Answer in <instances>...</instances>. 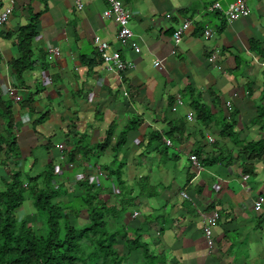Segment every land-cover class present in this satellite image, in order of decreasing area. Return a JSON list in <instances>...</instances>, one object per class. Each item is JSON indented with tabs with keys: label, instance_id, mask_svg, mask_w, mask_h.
<instances>
[{
	"label": "crops",
	"instance_id": "0c3cea01",
	"mask_svg": "<svg viewBox=\"0 0 264 264\" xmlns=\"http://www.w3.org/2000/svg\"><path fill=\"white\" fill-rule=\"evenodd\" d=\"M119 1L131 12L127 44L118 39L115 18L105 16L111 7L105 0H84L82 10L73 0H0V13L13 6L0 26V91L14 103L20 151L16 161L0 154V176L13 168L35 177L54 167L53 183L67 190L60 202L74 203L86 183L115 208L120 189L108 170L121 168L134 199L123 222L143 228L142 241L162 257L158 264H264V205L255 209L264 196V158L245 169L240 153L245 144L264 141V0H247L249 16L231 23L211 10L217 0ZM218 1L227 8L235 0ZM34 16L33 66L21 81L12 62L20 56L19 32ZM187 19L193 26L175 45L173 34ZM206 28L215 35L207 38ZM97 37L135 67L121 75L107 71ZM53 47L61 56L49 61ZM216 50L218 58L210 62ZM159 60L162 69L155 66ZM26 100L30 107L22 108ZM195 101L209 114L199 119ZM231 117L228 136L224 126ZM134 119L141 125L116 149ZM108 138L110 145L100 148ZM77 144L91 152L88 158H69ZM192 154L201 169L190 161ZM213 211L221 218L210 253L201 214ZM17 215L40 224L30 198ZM73 219L85 225L87 210ZM134 262H143L140 253L127 264Z\"/></svg>",
	"mask_w": 264,
	"mask_h": 264
},
{
	"label": "trees",
	"instance_id": "16d2710c",
	"mask_svg": "<svg viewBox=\"0 0 264 264\" xmlns=\"http://www.w3.org/2000/svg\"><path fill=\"white\" fill-rule=\"evenodd\" d=\"M37 22L38 16H34L19 32L20 56L13 60L12 66L21 81L25 72L33 66L31 47ZM30 103V100H26L21 107L28 108ZM194 110L199 119L204 117V114H209L199 101L194 102ZM263 116L264 110L260 117ZM43 121L44 116L37 122ZM231 121L232 117L224 126V130L229 132L228 136L232 135L234 127ZM140 125L139 119L131 120L127 131L121 134L116 149L125 142L128 131L137 130ZM109 136L111 137V134ZM110 143L108 138L100 148H105ZM77 147L78 151L74 150L69 158L75 161L80 153L84 159L88 158L91 152L80 150L81 146L78 144ZM240 153L246 158L243 164L245 169L253 167L247 162L264 158V141L247 143ZM0 154L8 161H16L20 157L15 131L14 103L5 99L1 91ZM9 172L3 177L0 176V264H127L131 256L137 253H140L144 260L148 256L162 259L161 256L150 253L142 241V227L134 230L123 222L125 211L133 204L134 199L131 197L133 190L122 179L121 168L108 170L109 175L116 176L120 189L118 206L115 208L108 207L99 197L96 185L86 183L82 184L84 194L79 195L74 203L60 202L58 199L65 196L67 190L63 185L56 186L53 183L54 167L35 177L13 168L9 169ZM28 198L33 200L36 214L43 215L45 224L41 221V226L38 224L35 227L30 225L31 221L28 219H18V210ZM83 209L87 210L88 222L83 226H76L72 218L77 219Z\"/></svg>",
	"mask_w": 264,
	"mask_h": 264
},
{
	"label": "built area",
	"instance_id": "2783aa9c",
	"mask_svg": "<svg viewBox=\"0 0 264 264\" xmlns=\"http://www.w3.org/2000/svg\"><path fill=\"white\" fill-rule=\"evenodd\" d=\"M111 6L110 9L105 11V16L110 17L113 16L115 21L119 24L120 28L118 31V39L123 43L127 44L133 37V33L129 28V21L131 18V12L129 9H126L122 6V3L119 0H105ZM77 10H82L84 7V0H73ZM211 10L221 14L227 22H235L241 18L247 17L250 14V10L247 4V0H235L234 2L230 3L227 8H223L221 2L218 0L215 1L212 6ZM13 12V6L7 7L2 13H0V26L6 24ZM169 17V16H168ZM193 26V21L187 19L184 21L180 26L177 27L173 34V40L175 45H179L182 41L183 35ZM207 38H211L215 35L213 29L206 28L204 32ZM95 43L98 47L99 55L101 61L103 63V67L110 72H115L118 75L125 73L126 71L132 70L135 65L132 62L126 61L119 51L110 50L109 44L107 42L102 41L100 38H95ZM134 51L136 53L140 52V48L137 44L134 45ZM219 51L216 50L212 55L209 57L210 62L216 61L218 58ZM61 56V51L59 48L53 47L48 50V60L54 61L58 57ZM264 67V62L261 63ZM155 66H158L162 69V65L160 60L155 62ZM221 68V67H220ZM10 93L14 91L13 89H8ZM127 94V93H125ZM235 97V95H234ZM226 107L229 112H232L233 105L232 101L228 100L226 102ZM209 141H212L210 138ZM170 144V141L167 142ZM61 149L64 148L63 145L59 146ZM190 161L193 163L194 167L201 169V164L198 159V156L195 154L190 155ZM182 197L185 199H190L186 192L181 193ZM264 205V196H260L258 200L255 202V209L260 210ZM202 231L203 236L207 244V248L209 252H213L214 250V233L213 228L217 224V220L220 218V213L218 211H213L210 213H202Z\"/></svg>",
	"mask_w": 264,
	"mask_h": 264
},
{
	"label": "rangeland",
	"instance_id": "374dc122",
	"mask_svg": "<svg viewBox=\"0 0 264 264\" xmlns=\"http://www.w3.org/2000/svg\"><path fill=\"white\" fill-rule=\"evenodd\" d=\"M82 141V143H84L85 141L84 140H81ZM57 172H59V169H57ZM97 181V179L95 180V181H93V182H96ZM92 182V183H93ZM20 218V217H19ZM84 220H85V216H83L79 221H78V223H80V224H82L83 222H84ZM37 221L40 223L38 226H41V221L42 222H44V224H45V220H44V217H43V215H40V214H38L37 215ZM75 224V223H74ZM76 225V224H75ZM78 225V224H77ZM135 235V234H134ZM166 255V254H165ZM167 256V255H166ZM168 257V256H167ZM142 258V257H141ZM143 259V262H134V263H131V264H158V262H159V259H154V258H151V256H148L147 258H146V260H144V258H142Z\"/></svg>",
	"mask_w": 264,
	"mask_h": 264
}]
</instances>
